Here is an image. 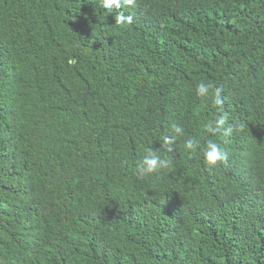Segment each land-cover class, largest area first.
<instances>
[{"label":"trees","instance_id":"obj_1","mask_svg":"<svg viewBox=\"0 0 264 264\" xmlns=\"http://www.w3.org/2000/svg\"><path fill=\"white\" fill-rule=\"evenodd\" d=\"M113 14L0 0V264H264V0ZM146 150L171 166L138 178Z\"/></svg>","mask_w":264,"mask_h":264},{"label":"clouds","instance_id":"obj_2","mask_svg":"<svg viewBox=\"0 0 264 264\" xmlns=\"http://www.w3.org/2000/svg\"><path fill=\"white\" fill-rule=\"evenodd\" d=\"M133 2L134 0H101V6L105 10H107L108 13L113 14L115 9H120L125 6H131ZM113 15L115 18V24L117 25L126 26L131 25L133 23L132 15H125L123 12H118ZM210 87L211 85L206 84L204 82H200L197 85V94L200 96L207 95ZM219 92L220 90L217 89L215 103L217 105H222L223 101L220 98ZM226 120L227 118L225 116H219L218 119L214 121H209L205 125V130L210 135V137H214L217 133H220L222 130L225 135H228L233 131L231 126L227 128L224 127V125L226 124ZM172 129L177 136L184 135V129L182 126L178 124H173ZM172 140L173 137H164V143H170ZM184 147L186 150L195 152L200 147V145L199 142L194 139H187L184 143ZM202 152L204 161L209 167H215L221 163L227 162V153L212 138H209L207 140L205 147L202 149ZM170 166V159L162 157L154 150H146L144 155L137 162L135 170L138 178L144 179L153 175H157L161 170L168 169Z\"/></svg>","mask_w":264,"mask_h":264}]
</instances>
